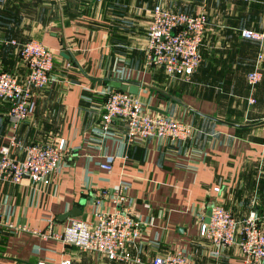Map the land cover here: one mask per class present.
<instances>
[{
	"label": "crops",
	"instance_id": "crops-1",
	"mask_svg": "<svg viewBox=\"0 0 264 264\" xmlns=\"http://www.w3.org/2000/svg\"><path fill=\"white\" fill-rule=\"evenodd\" d=\"M157 1H0V71L23 79L29 73L12 40L37 39L55 53L51 75L56 83L34 90L33 112L16 130L18 140L28 145L65 138L68 148L47 188L36 189L28 178L0 182V264H135L83 252L50 236L65 228L71 217L60 216L74 208L82 209L78 217L88 221H94L99 210H114L109 198L97 204L96 192L121 182L130 184L126 206L142 222L134 251L143 262L183 251L195 264H246L238 246L216 257L200 227L209 205L220 203L240 221L253 213L264 230V124L238 127L201 113L228 121L220 113L237 107L233 93L248 96L247 74L257 63L261 43L241 31L264 32V0L206 4L204 59L190 82L146 64L147 31ZM164 4L185 11L182 0ZM199 11L196 5L191 9ZM260 65L264 71V60ZM111 79L142 84L145 105L154 113L185 119L192 124V136L177 142L150 138L125 144L123 121L114 122L112 137L96 134L107 99L102 91ZM217 80H222L223 89ZM255 94L257 105L249 115L246 96L245 104H239L244 118L240 124L264 120V78ZM9 111V103L1 102L0 148L14 133ZM22 145L14 148L17 156L23 155ZM105 154L116 156L110 173L99 166ZM9 224L28 230L16 232Z\"/></svg>",
	"mask_w": 264,
	"mask_h": 264
},
{
	"label": "built area",
	"instance_id": "built-area-1",
	"mask_svg": "<svg viewBox=\"0 0 264 264\" xmlns=\"http://www.w3.org/2000/svg\"><path fill=\"white\" fill-rule=\"evenodd\" d=\"M3 1V0H0ZM197 14L169 9L161 2L154 5L147 31L146 64L149 67H161L168 77L190 81L192 75L202 63L201 48L204 44L208 24L207 0ZM249 2L251 0H236ZM243 37L260 41L257 63L247 74L248 84L252 87L248 103H257L255 86L264 78L260 62L264 60V32L243 29ZM11 44L19 48L20 56L27 64L29 73L20 78L10 71H0V103L10 105L9 116L13 121L14 133L9 143L0 148V182L20 183L28 178L36 189L50 186L59 173L68 154L67 141L60 138L52 142H33L22 145L16 130L20 123L28 119L33 112V92L53 86L56 80L51 72L54 68L55 53L52 48L37 39L26 42L12 40ZM103 94L107 97L101 123L94 132L104 138L112 137V125L123 121L127 125L126 143L155 138L159 142H177L190 138L192 125L185 119L172 115L152 112L143 102L140 93L132 94L117 88L108 87ZM22 147L23 155L17 156L14 148ZM115 155L105 154L100 161L101 169L112 172ZM130 184L121 182L114 189L96 192V203L111 199L116 208L110 211L99 210L94 221L71 217L61 232L50 236L62 240L87 253H95L116 262L135 264H195L193 258L178 251L170 255H156L150 262H143L134 246L142 236V222L137 219L129 207L128 190ZM220 186L215 187L219 192ZM212 212L210 222L204 217L200 233L214 247L217 257L230 246H238L244 255L246 264H264V231L259 227L252 213L240 221L220 203L209 205ZM0 224H3L0 203ZM16 232L28 230L26 226L9 224ZM138 252V251H137ZM39 264H46L40 261ZM62 264H72L70 260Z\"/></svg>",
	"mask_w": 264,
	"mask_h": 264
},
{
	"label": "rangeland",
	"instance_id": "rangeland-1",
	"mask_svg": "<svg viewBox=\"0 0 264 264\" xmlns=\"http://www.w3.org/2000/svg\"><path fill=\"white\" fill-rule=\"evenodd\" d=\"M164 1L165 0H158L157 1V3L158 2H161L163 5H165L164 4ZM235 1V0H234ZM182 2H183V4H184V6H185V11L183 10L182 12H187V13H189V14H197L198 12H196V13H191V9L196 5V9H198V11L199 10H201L202 9V7H203V5H204V3H205V1L204 0H182ZM209 2H210V0H207V3L209 4ZM166 7H168L167 5H165ZM169 8V7H168ZM171 9V8H170ZM202 52V51H201ZM203 53H202V62H203ZM202 64V63H201ZM190 81H193V78H191L190 79ZM190 81H188V82H190ZM186 82V81H185ZM247 83H248V81H247ZM246 83V86H245V89H246V91H248V93H250V91H251V89H252V87L249 85V84H247ZM216 84L217 85H219L220 86V88L221 89H223L224 88V86H223V82H222V80H217L216 81ZM259 84H257L256 86H255V89H257V86H258ZM223 93H224V91H223ZM233 95H236L237 97H232L233 99H236V101H237V107H234V108H230V109H227V111H221V116L223 117V118H227V119H231V120H228V121H239V122H242L243 120H244V118L243 117H241L240 118V113L242 112L241 110H239V104H245V100H246V98H247V105H248V108H249V110H248V115H249V113H250V110H251V108L255 105H250L249 103H248V97H249V94H248V96L247 95H245V96H242V95H239L238 93H236V91L233 93ZM256 95V94H255ZM224 96H228V95H224ZM244 97H245V100H244ZM258 100V99H257ZM257 105V104H256ZM247 110V109H246ZM246 110H245V116H246ZM259 120H257L256 122H258ZM244 122V121H243ZM192 125V124H191ZM84 204V203H83ZM228 209V208H227ZM230 210V209H229ZM232 211V210H231ZM232 213H233V211H232ZM234 214V213H233ZM258 223V222H257ZM258 225H259V227L263 230V228L261 227V225L258 223ZM264 231V230H263Z\"/></svg>",
	"mask_w": 264,
	"mask_h": 264
},
{
	"label": "water",
	"instance_id": "water-1",
	"mask_svg": "<svg viewBox=\"0 0 264 264\" xmlns=\"http://www.w3.org/2000/svg\"><path fill=\"white\" fill-rule=\"evenodd\" d=\"M66 57H69V55H66ZM109 85L112 88H117V89H121V90H124V91H128V92H130L132 94H139L140 93V88L142 86V84H140L137 81H127V80H121V79H111L110 82H109ZM201 114L203 116L207 117V118L212 119V120H215V121H218V122L227 123V124H231V125L238 126V127L264 124V120H261V121H258L256 123H253V124L243 125V124L232 123V122L226 121L224 119H221L219 117L207 115V114H204V113H201ZM211 212H212V210H211V208H209L208 211H207L206 222H210ZM81 213H82V209L74 208V209H72L70 211H67L64 214H62L60 216V219L63 220V219H66L68 217H77V216L81 215Z\"/></svg>",
	"mask_w": 264,
	"mask_h": 264
},
{
	"label": "trees",
	"instance_id": "trees-1",
	"mask_svg": "<svg viewBox=\"0 0 264 264\" xmlns=\"http://www.w3.org/2000/svg\"><path fill=\"white\" fill-rule=\"evenodd\" d=\"M228 120H231V119H228ZM229 122H232V123H237V124H240L241 122H239V121H229ZM101 256V255H100ZM101 257H103V258H106V257H104V256H101ZM107 259V258H106Z\"/></svg>",
	"mask_w": 264,
	"mask_h": 264
}]
</instances>
